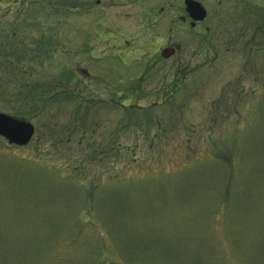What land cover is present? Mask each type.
<instances>
[{"label": "rangeland", "instance_id": "374dc122", "mask_svg": "<svg viewBox=\"0 0 264 264\" xmlns=\"http://www.w3.org/2000/svg\"><path fill=\"white\" fill-rule=\"evenodd\" d=\"M100 2L0 0V111L35 126L0 138V264H264V41L242 44L260 16L215 0L214 38L169 42Z\"/></svg>", "mask_w": 264, "mask_h": 264}, {"label": "flooded vegetation", "instance_id": "af4514ba", "mask_svg": "<svg viewBox=\"0 0 264 264\" xmlns=\"http://www.w3.org/2000/svg\"><path fill=\"white\" fill-rule=\"evenodd\" d=\"M198 3H200V5L203 6V8L206 11V17L204 20H196L195 18L198 16V13L195 12H190L187 10V5H186V0H129L128 4L125 3H121V4H117V2L112 3L111 6L116 7L117 9H119V11L121 13H124L126 10L127 12L125 13V15L123 14V16L127 17L128 20H130L131 23H133L135 17L138 14H142L143 16H145V18L147 19V24H145V29L140 30L139 32H137V35L139 36H145V35H149L150 32L153 34V36L155 35V32L159 31L161 34L160 30H164L166 28V33L165 30L162 34L165 33L166 36H168V40L169 42L172 41L173 39H175L176 37H173L174 35L176 36L178 34V31H180V28H182V30H187L188 32H191L193 35H196L197 32H195L198 28H199V35L197 34L196 36L202 38L201 36L203 35H208L211 38L215 37V33H216V27L215 23H212V19H215L219 12H213L211 13V7H213L215 0H194ZM246 0H225L224 5H226L225 8V13L226 15L230 14V16H232V18L234 19V16L238 15L239 13H236V10H240L248 15H256L257 18H259L262 20L260 23H258V25H256L254 27L253 32H251V38H249L247 41H245V39L243 38V45L246 46H250L253 44L257 45V41L258 39H261L264 41V7L263 6H259V5H254L251 6L250 4L245 2ZM83 2V1H82ZM81 4H83V7H85L86 2H83ZM223 2V0H219L218 4L219 6L221 5V3ZM97 5H100L101 2L100 0H96ZM56 4H62L63 7L65 9H67L68 6H72V2L71 1H63V2H56ZM79 4V5H81ZM65 5V6H64ZM244 6H247V8H244ZM80 7V6H79ZM69 8V7H68ZM235 11V12H234ZM120 14L118 16V18L116 19H122L123 16ZM161 19V21L159 20ZM211 19V20H210ZM225 19H227L225 17ZM207 20H210L211 23L206 22ZM228 22H232L231 17H228ZM119 23V22H117ZM67 24V23H65ZM202 26L201 28L199 27ZM112 33H103L101 34L102 36H111V41H114L115 44H113V46L115 48H113V50L111 49L107 54L103 55L105 57H110V58H121L120 52L121 50H119V43L121 41V35L117 30L118 29H112ZM147 35V36H148ZM248 34H246L245 36H247ZM152 38V36L150 37ZM196 38V37H195ZM153 39V38H152ZM155 39V38H154ZM158 41H159V37H157ZM161 40V39H160ZM236 41L233 40L232 43ZM128 44V42H126ZM262 43V42H261ZM167 48H171L174 49V54L172 55V57H170L171 59L173 57H175L176 55H178V53L181 50L180 44L178 43H172L169 45V43L165 44L164 46H162L158 51L154 50L156 52L152 53L153 51L151 49H149L150 54H148L150 57H156V59H162V60H169V59H164L162 58V52L164 49ZM92 50H94V47H92L90 49V52H92ZM136 51H139L137 48L134 50H129V52L132 54ZM148 51V53H149ZM110 54V55H109ZM146 71H143V73ZM142 72L134 75L132 77L131 80H129L131 83V85L133 83H138L137 85H143L144 83V77H142ZM71 82V79H70ZM69 82V83H70ZM130 85V84H129ZM130 85V86H131Z\"/></svg>", "mask_w": 264, "mask_h": 264}, {"label": "water", "instance_id": "95a60500", "mask_svg": "<svg viewBox=\"0 0 264 264\" xmlns=\"http://www.w3.org/2000/svg\"><path fill=\"white\" fill-rule=\"evenodd\" d=\"M187 10L198 13L196 20H204L206 11L200 3L194 0H186ZM174 49L167 48L162 52L163 58H170L174 54ZM35 133L34 125L25 118L10 116L0 112V137H2L8 145L18 147L26 146L30 143Z\"/></svg>", "mask_w": 264, "mask_h": 264}, {"label": "trees", "instance_id": "16d2710c", "mask_svg": "<svg viewBox=\"0 0 264 264\" xmlns=\"http://www.w3.org/2000/svg\"><path fill=\"white\" fill-rule=\"evenodd\" d=\"M24 47H26V45H24L22 48H24ZM14 50L16 51V49H14ZM25 51H26V49H23V50H22V53L25 52ZM1 52H2V49H1V47H0V55H1ZM16 52H17V51H16ZM22 53H21V54H22ZM26 55H28V54H25L23 57H26ZM18 56H19V55H18ZM2 63H3V62H2L1 59H0V65H1ZM3 64H4V63H3ZM134 107H136V105H132V106L126 107L125 110H126V111L129 110V112H132V109H133V111H134V110H135V111H139V112H140V111H143L139 106H138L139 109H138V108H134Z\"/></svg>", "mask_w": 264, "mask_h": 264}]
</instances>
